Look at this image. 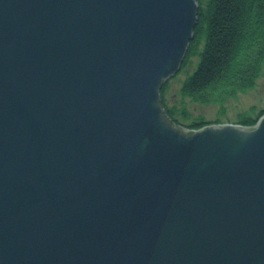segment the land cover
I'll return each mask as SVG.
<instances>
[{"label":"water","instance_id":"water-1","mask_svg":"<svg viewBox=\"0 0 264 264\" xmlns=\"http://www.w3.org/2000/svg\"><path fill=\"white\" fill-rule=\"evenodd\" d=\"M197 0H0V264H264V114L166 118Z\"/></svg>","mask_w":264,"mask_h":264},{"label":"trees","instance_id":"trees-1","mask_svg":"<svg viewBox=\"0 0 264 264\" xmlns=\"http://www.w3.org/2000/svg\"><path fill=\"white\" fill-rule=\"evenodd\" d=\"M199 2L198 21L188 58H198L196 68L180 87L184 98L194 103L222 104L224 99L251 89L264 60V0H206ZM168 84L162 86L161 103L171 124L195 131L218 123L191 117L181 107H167L164 95ZM264 114L240 113L237 123L254 126Z\"/></svg>","mask_w":264,"mask_h":264},{"label":"rangeland","instance_id":"rangeland-1","mask_svg":"<svg viewBox=\"0 0 264 264\" xmlns=\"http://www.w3.org/2000/svg\"><path fill=\"white\" fill-rule=\"evenodd\" d=\"M205 1L206 0H200L203 5ZM197 21L198 16L194 28L197 25ZM193 39L189 42L188 50ZM197 60V56L191 57V59L188 58L184 67H181L180 72L167 81L168 88L164 95V101L167 107L178 108L183 106L191 117H201L206 122L217 121L218 123L215 124H238V114L251 112V115H256L260 110L264 109V60L262 62L260 74L255 81L254 86L249 90L237 94L234 98L229 97L224 99L222 104L219 105L213 103H194L189 101L187 98H184L180 93V87L183 81L194 71Z\"/></svg>","mask_w":264,"mask_h":264},{"label":"bare ground","instance_id":"bare-ground-1","mask_svg":"<svg viewBox=\"0 0 264 264\" xmlns=\"http://www.w3.org/2000/svg\"><path fill=\"white\" fill-rule=\"evenodd\" d=\"M187 55V54H186Z\"/></svg>","mask_w":264,"mask_h":264}]
</instances>
